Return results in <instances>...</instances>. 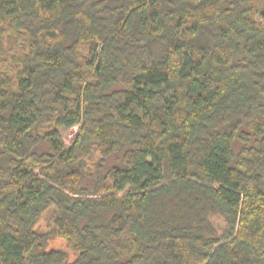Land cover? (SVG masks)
I'll use <instances>...</instances> for the list:
<instances>
[{
	"label": "trees",
	"instance_id": "16d2710c",
	"mask_svg": "<svg viewBox=\"0 0 264 264\" xmlns=\"http://www.w3.org/2000/svg\"><path fill=\"white\" fill-rule=\"evenodd\" d=\"M0 264H264V0H0Z\"/></svg>",
	"mask_w": 264,
	"mask_h": 264
},
{
	"label": "rangeland",
	"instance_id": "374dc122",
	"mask_svg": "<svg viewBox=\"0 0 264 264\" xmlns=\"http://www.w3.org/2000/svg\"><path fill=\"white\" fill-rule=\"evenodd\" d=\"M61 133L64 136L65 140L69 142L72 139V136L74 134L73 130H65L61 129ZM100 156L96 154L93 157H91L88 161L89 170L95 169V163L99 160ZM56 212L51 209L43 213L40 217L39 222L37 223L35 230L41 234L49 236L46 250H58L61 252H64L67 259L72 262L76 259V253L72 251L66 242L64 238H62L55 227L54 224V218H55Z\"/></svg>",
	"mask_w": 264,
	"mask_h": 264
}]
</instances>
